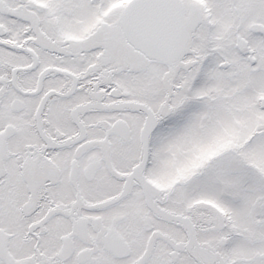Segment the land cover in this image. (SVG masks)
<instances>
[{
  "label": "snow or ice",
  "instance_id": "obj_1",
  "mask_svg": "<svg viewBox=\"0 0 264 264\" xmlns=\"http://www.w3.org/2000/svg\"><path fill=\"white\" fill-rule=\"evenodd\" d=\"M0 264H264V0H0Z\"/></svg>",
  "mask_w": 264,
  "mask_h": 264
}]
</instances>
